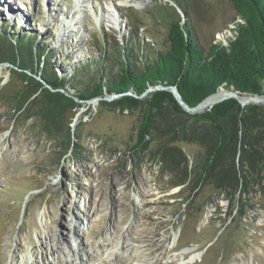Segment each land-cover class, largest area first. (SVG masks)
I'll use <instances>...</instances> for the list:
<instances>
[{
  "label": "rangeland",
  "instance_id": "1",
  "mask_svg": "<svg viewBox=\"0 0 264 264\" xmlns=\"http://www.w3.org/2000/svg\"><path fill=\"white\" fill-rule=\"evenodd\" d=\"M178 1L181 6L175 0H0V36L29 38L49 49L58 75L65 72L75 83L67 85L68 93L61 90L73 94L90 88L100 51L109 54V47L133 37L139 56L165 50L164 7L189 21L202 48L236 35L239 19L233 22L229 0ZM98 40L104 47H93ZM0 68V86L8 84L0 94L18 88L9 64ZM34 75L39 78V71ZM92 99L67 115L78 144L72 151L60 143L62 135L43 131L40 116L15 119L12 102L0 97V264H46V258H63L59 248L69 256L85 248L89 263L99 264L101 252L112 247L122 254L106 264H264V189L254 185L230 198L210 187L195 193L188 183L172 186L173 171L163 170L156 150L179 147L192 178L204 156L202 145L160 127L147 136L153 137L148 148L135 152L141 149L135 145L140 105L114 110L100 105L106 100ZM170 112L163 118L167 126L180 122L188 131L194 120ZM187 247L192 250L183 252ZM194 253L199 258L188 261Z\"/></svg>",
  "mask_w": 264,
  "mask_h": 264
},
{
  "label": "trees",
  "instance_id": "2",
  "mask_svg": "<svg viewBox=\"0 0 264 264\" xmlns=\"http://www.w3.org/2000/svg\"><path fill=\"white\" fill-rule=\"evenodd\" d=\"M229 1L236 12L233 22L236 18L239 20L233 31L236 35L228 38L225 44L219 41L211 43L207 49L202 48L189 21H183L174 8L169 11L164 7L168 15L165 50L152 56L147 53L139 56L135 37L128 39L122 47L116 43L115 47L108 48L110 56L104 50L96 57L99 67L89 75L93 82L90 88L76 90L73 94L63 92L68 93L67 85L74 88L75 83L65 72L58 75L49 49L35 47L29 38L14 36L7 40L0 36V63L9 64L10 81L14 79L20 85L11 88L10 92L5 90L6 94H0V97L12 102L17 113L15 119L19 114L25 118L40 116L43 131L62 135L60 143H64L63 147L75 151L78 144L73 140L67 115L72 117L86 100L121 94L115 100L100 101V105L114 110L140 105L142 113L135 145L141 149L133 148L135 152L148 148L153 137L147 140V136L154 131L159 133L160 127H165L166 133L173 132L178 140L181 136L196 139L204 148V156L192 178L179 147L166 145L156 150L164 164L163 170L173 171L169 179L172 186L188 183L189 191L195 193L201 187H210L226 192L230 198L236 193L245 195L254 185L263 190L264 106H242L230 97L190 116L169 90L154 89L141 98L125 94L131 90L140 96L149 87L175 86L190 107L220 86L244 94H264V0ZM182 12L186 14L183 7ZM93 47H104V43L98 40ZM37 63H41L39 69ZM37 71L39 78L34 75ZM6 86H0V91ZM168 111L182 118L191 117L194 120L192 126L188 131L180 122L176 126H167L168 122L163 118ZM170 142L174 139H169Z\"/></svg>",
  "mask_w": 264,
  "mask_h": 264
},
{
  "label": "bare ground",
  "instance_id": "3",
  "mask_svg": "<svg viewBox=\"0 0 264 264\" xmlns=\"http://www.w3.org/2000/svg\"><path fill=\"white\" fill-rule=\"evenodd\" d=\"M75 2L76 3V0H72V2ZM123 4V1L121 2ZM77 4V3H76ZM141 6V3L138 2L136 6ZM112 9L115 10L117 12V15L115 14L116 18L118 19L119 18V14H118V7L117 5L113 4L112 6ZM118 16V17H117ZM0 72H1V68H0ZM228 90L226 89H220L219 91H217L216 93H213L211 95H209L208 97H206L203 101H201L199 104H197V107L196 109L193 111V112H201L207 108H209L212 104H214L216 102L217 99L221 98L222 96H225L226 94L224 92H227ZM245 96V95H243ZM241 98L242 101H245L244 99H247V97H239ZM256 99L255 101H259V102H264V96H260V98H254ZM254 101L253 99H251V102ZM246 104V103H245ZM192 112V113H193ZM83 229V228H82ZM52 249V254H55L57 253V257L58 258V253L60 254V252H62L64 254L63 258H58V259H55L52 258V261H49L47 258H46V264H57V261L58 260V264H90L89 263V256L90 254L88 253V250L87 249H80L81 253H79L80 251H75L74 249L72 251L75 252L74 255H71L69 256L66 252H64V250L62 248H59L60 252H57V249L56 248H53L52 246L50 247ZM77 250L79 248H76ZM192 250V248L190 247H187L185 249H183V252H190ZM182 252V253H183ZM119 254H122V252H118L117 249L115 248H111L109 251H108V248L105 249L104 251L101 252L100 256L97 258V260H99V264H106L108 261H115V258H117V256H119ZM200 256V253H194L190 260L188 261H192L194 259H198ZM17 259V256L16 254H12V257H11V260H16ZM184 259V258H183ZM107 260V261H105ZM180 264H185V261H182Z\"/></svg>",
  "mask_w": 264,
  "mask_h": 264
},
{
  "label": "water",
  "instance_id": "4",
  "mask_svg": "<svg viewBox=\"0 0 264 264\" xmlns=\"http://www.w3.org/2000/svg\"><path fill=\"white\" fill-rule=\"evenodd\" d=\"M0 64H1V63H0ZM148 89H149V90H152V89H168V90L173 94V96L175 97V99L177 100V102L179 103V105L183 108V110H185V111H187V112L192 113V112L196 109V107H197V105L192 106V107L188 106V105L182 100V98H181V96H180V94H179V92H178V90H177V88H176L175 86H166V87H165V86L157 85V86H155L154 88L150 87V88H148ZM220 89H224V87H223V86H220ZM130 92H131V93H130ZM130 92H127L126 94H129V95L134 96V93H132L131 90H130ZM224 93H225L226 95H225V96H222V97L219 98V99H217L215 103H217V102H221V101H223V100L226 99V98L233 97V98L237 99L238 102H239L241 105H245V103H246V104H247V103H250V102H251V99H253L254 102H257V101H255L256 99H254V98H260V96H261V95H250V94H244V93H242V92H238V91L235 90V89L228 90L227 92H224ZM119 95H120V94H112V95H110V96H108V97H95V98L92 99V102H97V100L100 99V98H102V99H104V100H106V101H111L112 98H115V97H117V96H119ZM243 95H245V96H243ZM239 97H247V99H244L245 101H242L241 98H239ZM258 102H259V101H258ZM198 104H199V103H198Z\"/></svg>",
  "mask_w": 264,
  "mask_h": 264
}]
</instances>
